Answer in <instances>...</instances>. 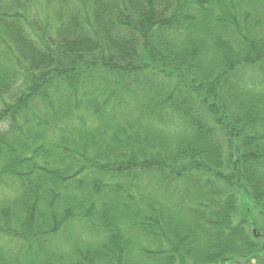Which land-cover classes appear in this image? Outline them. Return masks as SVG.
I'll return each mask as SVG.
<instances>
[{
    "label": "trees",
    "instance_id": "1",
    "mask_svg": "<svg viewBox=\"0 0 264 264\" xmlns=\"http://www.w3.org/2000/svg\"><path fill=\"white\" fill-rule=\"evenodd\" d=\"M240 260L264 264V0H0V264Z\"/></svg>",
    "mask_w": 264,
    "mask_h": 264
},
{
    "label": "rangeland",
    "instance_id": "2",
    "mask_svg": "<svg viewBox=\"0 0 264 264\" xmlns=\"http://www.w3.org/2000/svg\"><path fill=\"white\" fill-rule=\"evenodd\" d=\"M247 208V211H249V213L252 215V213L255 212V209H254V206L252 203H245L244 204V209ZM235 264H250V263H245V262H242L241 260L240 261H237Z\"/></svg>",
    "mask_w": 264,
    "mask_h": 264
}]
</instances>
